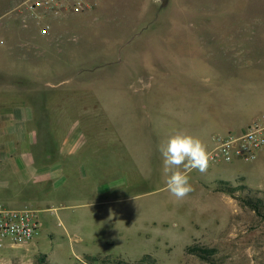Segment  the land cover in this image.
Segmentation results:
<instances>
[{"label":"rangeland","instance_id":"1","mask_svg":"<svg viewBox=\"0 0 264 264\" xmlns=\"http://www.w3.org/2000/svg\"><path fill=\"white\" fill-rule=\"evenodd\" d=\"M22 1L0 0V37L9 42L0 49V89L32 115L18 154L42 164L55 156L48 162L64 174L49 179L40 202L22 195L10 205L36 211L41 235L0 249V264H137L145 255L157 264H264V148L251 162L191 172L193 191L177 201L165 190L159 145L152 136L145 145L149 135L135 128V151L146 157L132 158L126 129L152 111L146 103L178 99L179 80L166 73L192 58L227 68L224 42L240 56L237 69L264 81V0H100L98 9L46 19L45 36L20 24ZM61 103L68 109L55 110ZM73 128L81 145L59 155Z\"/></svg>","mask_w":264,"mask_h":264},{"label":"crops","instance_id":"2","mask_svg":"<svg viewBox=\"0 0 264 264\" xmlns=\"http://www.w3.org/2000/svg\"><path fill=\"white\" fill-rule=\"evenodd\" d=\"M98 7L99 5L95 6V9ZM224 43L221 44V50L222 55L229 57L225 61L229 64L227 68L214 66L215 62L192 58L183 63L184 65H180L179 69L166 73L167 78L173 77L174 80H179L175 84V89L180 96L174 103L161 105L158 98L153 99L150 104L146 103L143 106L147 110H152L148 111L149 114L143 116L141 120L139 116L137 121L127 120L126 129L128 134H131L127 136V143L132 158L146 157L143 152L139 155L135 151V128H141L142 133L149 135L141 137L145 145H149L147 141L150 136L159 145L175 132L184 131L198 136L210 152L214 148L213 139L216 136L242 134L256 119L264 116V81L256 72L250 74L252 71L237 69L236 65L242 63L238 59L240 56L229 55L230 45L228 42L225 45ZM7 45L9 42L6 43ZM225 69L226 73L221 72ZM209 75L212 77H208ZM12 103L16 104V100L7 98L6 93L0 89V204L6 206L15 205L16 199L22 195L33 197L35 202H40L42 197L50 194L51 188L48 184L52 180L49 179L54 174L58 176L64 174L63 165L58 161L48 162L50 159H56L55 156L44 155L41 159L45 160V164H42L37 163V158L35 159L31 153H25L27 158L29 156L32 158L30 161L26 158L27 162L24 159L25 155H21L22 152L18 154L21 143L29 144L24 138L22 126L25 119L32 118V115L27 112L30 109L9 105ZM68 106L61 103L54 106V109L65 111ZM112 127H117V122ZM80 136L76 133V129H71L62 141L59 155L74 153L81 145ZM149 148L151 149V146ZM235 163L239 161L231 165ZM234 167L227 169L235 171L237 166ZM32 184H39V190H34ZM86 195L89 196L87 193Z\"/></svg>","mask_w":264,"mask_h":264},{"label":"built area","instance_id":"3","mask_svg":"<svg viewBox=\"0 0 264 264\" xmlns=\"http://www.w3.org/2000/svg\"><path fill=\"white\" fill-rule=\"evenodd\" d=\"M100 0H23L15 9L20 24L40 28L48 35L52 27L46 22L51 17L64 14H82L92 9ZM34 23V24H32ZM6 45L0 37V48ZM209 152L211 162L231 164L236 161H254L264 148V116L256 119L242 134L218 135ZM41 223L36 211L29 207L13 208L0 204V249L22 248L39 238Z\"/></svg>","mask_w":264,"mask_h":264},{"label":"clouds","instance_id":"4","mask_svg":"<svg viewBox=\"0 0 264 264\" xmlns=\"http://www.w3.org/2000/svg\"><path fill=\"white\" fill-rule=\"evenodd\" d=\"M158 151L165 190L177 201L184 200L193 191L190 173H206L210 166L207 146L198 136L177 131L159 144Z\"/></svg>","mask_w":264,"mask_h":264},{"label":"trees","instance_id":"5","mask_svg":"<svg viewBox=\"0 0 264 264\" xmlns=\"http://www.w3.org/2000/svg\"><path fill=\"white\" fill-rule=\"evenodd\" d=\"M221 190L225 191V192H228V193H231L229 191H226L225 189L224 190L221 189ZM245 203L248 206L252 207L255 211L257 210L256 205L254 206L250 200H245ZM189 252L193 253V254H196V255H198L199 257H201L202 259H205V260L208 259V257H209L208 256L209 255L208 254L209 253L208 250L200 249L198 247L189 248ZM90 260H91L92 263L97 261V259H90ZM137 264H157V263H156V260L151 255H145V256H143L141 261L139 263H137Z\"/></svg>","mask_w":264,"mask_h":264}]
</instances>
